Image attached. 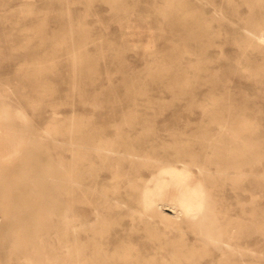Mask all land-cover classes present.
Segmentation results:
<instances>
[{"label":"rangeland","instance_id":"1","mask_svg":"<svg viewBox=\"0 0 264 264\" xmlns=\"http://www.w3.org/2000/svg\"><path fill=\"white\" fill-rule=\"evenodd\" d=\"M89 2L0 0V119L11 118L26 129L17 153L5 161L8 170L0 169V264H29L15 246L10 220L33 232L36 218L52 211L70 213L71 208L88 220L96 218L99 190L88 188L83 199L81 191L73 198L66 187L37 184L50 180L49 174L61 175L59 162L69 158L66 129L73 121H89L110 137L134 117L139 127L145 120L156 127L212 130L227 120L248 123V144L255 150L246 165V220L251 226L264 222V50L248 47L243 30L254 13L264 16V1L250 6L246 0H188L202 26L189 29L161 10L168 0H125L123 11L109 10L105 0ZM216 8L225 18L216 16ZM207 21L210 29L203 27ZM166 212L172 215V208ZM55 214L51 218L60 220ZM116 219V240L158 264L171 260L141 231L128 233L129 216ZM63 227L51 228L49 239L56 245V231ZM166 229L177 236L174 227L159 224V230ZM185 236L195 242L190 230ZM248 244L253 254L264 252L263 237H251ZM256 260L264 262V255Z\"/></svg>","mask_w":264,"mask_h":264},{"label":"bare ground","instance_id":"2","mask_svg":"<svg viewBox=\"0 0 264 264\" xmlns=\"http://www.w3.org/2000/svg\"><path fill=\"white\" fill-rule=\"evenodd\" d=\"M105 1L110 4L109 10L127 8L125 0ZM252 1L246 0L249 4ZM255 1L260 4L264 0ZM28 8L31 9L30 5ZM161 10L167 17L177 18L184 29L202 27L188 0H168ZM214 13L225 18L221 9L216 8ZM205 23L203 27L210 29V22ZM243 30L248 47L264 50V16L254 13ZM72 53L76 59L81 57L76 49ZM147 122L139 127L135 117L124 120L115 127L114 137L89 121L70 123L66 129L69 158L66 163L59 162L61 175L49 174L50 180L37 184L66 187L73 198L80 196L81 191L83 199L87 198L88 188L99 190L94 207L96 218L88 220L69 208L70 213L55 211L61 219L54 220L52 211L46 217L36 218L33 232L23 230L25 223L10 220L8 224L17 236L15 246L23 249L29 264H158L139 251L134 252L129 242L112 237L120 232L114 228L117 216L121 221L129 216V234L141 231L156 244V249L168 251L171 260L164 258L160 264H203L204 260L206 264H264L255 261L264 252L253 254L248 244L251 237L264 240V222L251 226L246 220V165L249 152L255 150L248 144L246 133L251 130L248 123L227 120L212 130L156 127ZM0 125V169L6 171L5 161L17 153L16 144L26 129L11 118L0 119ZM232 196L236 198L235 204ZM233 205L237 207L236 216L232 213ZM169 208L172 215L166 212ZM59 223L64 229L56 231L59 236L56 245L49 238L51 228ZM160 223L174 227L177 236H170L167 229L159 230ZM45 226L47 229L43 230ZM189 230L195 237L192 244L185 236ZM61 236L66 237L65 241ZM200 241L202 244L197 245Z\"/></svg>","mask_w":264,"mask_h":264}]
</instances>
